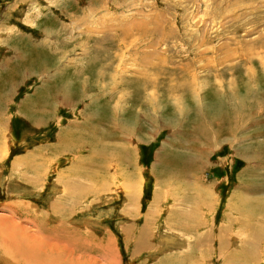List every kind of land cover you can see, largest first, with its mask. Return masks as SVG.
<instances>
[{
	"label": "rangeland",
	"instance_id": "1",
	"mask_svg": "<svg viewBox=\"0 0 264 264\" xmlns=\"http://www.w3.org/2000/svg\"><path fill=\"white\" fill-rule=\"evenodd\" d=\"M10 236L38 264H264V0H0V264H25Z\"/></svg>",
	"mask_w": 264,
	"mask_h": 264
},
{
	"label": "bare ground",
	"instance_id": "2",
	"mask_svg": "<svg viewBox=\"0 0 264 264\" xmlns=\"http://www.w3.org/2000/svg\"><path fill=\"white\" fill-rule=\"evenodd\" d=\"M144 79H146V78H144ZM145 81H147V80H145ZM144 82V81H143ZM146 83V82H145ZM240 104L242 105V103H239V106H240ZM237 107V106H236ZM235 107V108H236ZM242 108V107H241ZM121 115V114H120ZM111 117V116H110ZM119 117H121V116H119ZM119 117H117V112H115V114L114 115H112V117L110 118V119H107V120H105L104 119V121H105V123L107 124V126L109 127V133H112V134H115V133H117L118 134V130L120 129V130H122L123 131V129H121V128H124L125 126L122 124V123H120V119H119ZM236 118V117H235ZM234 120V119H233ZM104 121H103V123H104ZM236 121H237V119H236ZM214 124H217L218 123V121H212ZM221 122V121H220ZM219 124V123H218ZM126 128V127H125ZM200 129H202V130H204V132H203V134H201L200 133ZM197 131L195 132L198 136H199V138H201V140L202 141H204L205 143H207V142H209L208 140L209 139H211V137L213 136V135H216L215 134V132L214 131H211V130H207V128H206V126L204 125V123H201L200 122V124H199V127H198V129H196ZM126 131V130H125ZM128 131H129V129H128ZM126 133V132H125ZM194 133V134H195ZM130 134V133H129ZM128 134V135H129ZM112 136V135H111ZM133 136V135H132ZM130 137V136H129ZM125 137L124 136H122V139H124ZM118 140V139H117ZM128 140H129V138H128ZM123 150H126L128 153L130 152L131 153V149H123ZM125 154H126V152H125ZM124 154V155H125ZM123 155V156H124ZM129 183H131V182H129ZM127 188H129V189H127V193H128V197H129V195L131 196V197H129L130 198V200L132 201V200H134V198H133V195H132V185H129ZM136 190H137V188H136ZM137 194V193H136ZM135 197V196H134ZM147 226V225H146ZM13 231V230H12ZM11 231V232H12ZM13 233H11V235H12ZM12 236H14V235H12ZM8 238H9V241H7L8 240ZM6 237V240L4 241V243H8V247L7 248H9L10 250L12 249L13 250V252L15 253V257H16V253L18 254V255H20V256H22V254L24 255V256H22L23 257V259H24V257H25V259H24V262H25V264H38V262H39V260H38V258L35 256V254L33 253V248L32 247H26L25 245H27V244H22V243H20L19 242V240L18 239H13L11 236L10 237ZM27 238V237H26ZM145 238V237H144ZM30 242V241H29ZM139 242V241H138ZM143 243V242H142ZM31 244V243H30ZM29 244V245H30ZM139 245H137L136 244V246L137 247H140L141 246V244L140 243H138ZM48 247V246H47ZM8 250V249H7ZM9 251V250H8ZM37 252V251H36ZM18 255H17V257H18ZM14 257V258H15ZM16 259H18V258H16ZM20 259V258H19ZM22 260V259H21ZM46 260V259H45ZM18 261V260H17ZM19 263V262H18ZM45 263V262H44Z\"/></svg>",
	"mask_w": 264,
	"mask_h": 264
}]
</instances>
